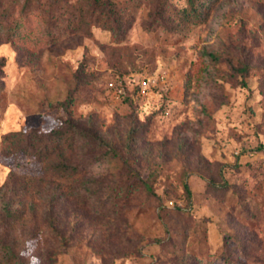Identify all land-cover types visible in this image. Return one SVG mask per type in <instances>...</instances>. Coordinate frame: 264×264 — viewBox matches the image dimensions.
<instances>
[{
  "label": "rangeland",
  "instance_id": "374dc122",
  "mask_svg": "<svg viewBox=\"0 0 264 264\" xmlns=\"http://www.w3.org/2000/svg\"><path fill=\"white\" fill-rule=\"evenodd\" d=\"M45 1L0 0V139L89 119L121 156L92 171L124 187L134 168L149 187L115 205L105 187L95 205L67 201L50 264H264V0H109L115 33L74 31L79 0ZM40 20L54 39L6 41L5 27L33 33ZM39 184L49 190L43 163L0 143L22 264H49L54 247Z\"/></svg>",
  "mask_w": 264,
  "mask_h": 264
},
{
  "label": "trees",
  "instance_id": "16d2710c",
  "mask_svg": "<svg viewBox=\"0 0 264 264\" xmlns=\"http://www.w3.org/2000/svg\"><path fill=\"white\" fill-rule=\"evenodd\" d=\"M34 1L41 3V0H24V7H29ZM77 3L78 9L68 19V26L72 30L89 32L90 26L95 24L112 33L117 31V25L111 20L109 0H79ZM44 4L47 7L52 6V11L60 7L69 9L73 6L62 0H47ZM51 18L54 19L52 15ZM43 23L44 20L36 22L33 33L22 32V24L18 23L13 28L5 27L6 41L13 42L23 37L31 43L41 45L54 39L51 32L43 29ZM0 143L6 153L21 151L43 163V175L49 184V190L44 191L39 184L37 193L43 204L40 214L41 223L54 242V247L46 250L43 258L49 264L54 261V255L60 251L59 247L65 246L68 240V236L65 235L67 201H73L74 209L78 210L81 205H95L101 198L104 187L111 189L107 192L106 199L112 201L113 205L119 200L128 199L140 188L149 190L147 181L134 168L132 169L134 172L131 171L133 173L129 174L135 177L138 183L134 182L133 186L124 187L119 180L117 182V178L109 175L100 176L92 171L99 162L118 160L121 156L112 147L106 149L97 125L89 119L83 121L67 118L48 131L40 132L32 129L29 132H7L1 136ZM9 176L13 174L10 172ZM110 182L111 188L108 186ZM184 189L189 195L187 183L184 184ZM13 195L8 196L7 189L0 186V264H22L28 237L26 231L15 232L22 210L13 207ZM100 209V211L95 210V213L103 218L111 214L118 215L120 211V207L112 210ZM188 260L189 258L181 257L178 262L188 264Z\"/></svg>",
  "mask_w": 264,
  "mask_h": 264
},
{
  "label": "built area",
  "instance_id": "2783aa9c",
  "mask_svg": "<svg viewBox=\"0 0 264 264\" xmlns=\"http://www.w3.org/2000/svg\"><path fill=\"white\" fill-rule=\"evenodd\" d=\"M110 84H111V83H110ZM143 85H145V82H143ZM168 203H169V204H172V201H169Z\"/></svg>",
  "mask_w": 264,
  "mask_h": 264
}]
</instances>
